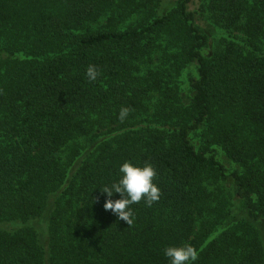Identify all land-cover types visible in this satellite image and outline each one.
Instances as JSON below:
<instances>
[{
    "label": "trees",
    "instance_id": "trees-1",
    "mask_svg": "<svg viewBox=\"0 0 264 264\" xmlns=\"http://www.w3.org/2000/svg\"><path fill=\"white\" fill-rule=\"evenodd\" d=\"M191 2L0 0V264H264V0ZM125 161L160 190L131 225Z\"/></svg>",
    "mask_w": 264,
    "mask_h": 264
},
{
    "label": "clouds",
    "instance_id": "clouds-1",
    "mask_svg": "<svg viewBox=\"0 0 264 264\" xmlns=\"http://www.w3.org/2000/svg\"><path fill=\"white\" fill-rule=\"evenodd\" d=\"M99 75L95 66H89L86 70L88 80L94 81ZM129 110L122 108L119 119L123 121L128 116ZM156 171L150 163L144 165L125 161L119 167V177L109 185H104L101 191L107 199L104 203L105 210H111L117 217L128 225L133 223L134 217L131 205L142 199L151 206L160 198V190L153 182ZM115 194L120 198L113 199ZM164 255L169 264H195L197 252L191 245L168 246L164 249Z\"/></svg>",
    "mask_w": 264,
    "mask_h": 264
},
{
    "label": "rangeland",
    "instance_id": "rangeland-1",
    "mask_svg": "<svg viewBox=\"0 0 264 264\" xmlns=\"http://www.w3.org/2000/svg\"><path fill=\"white\" fill-rule=\"evenodd\" d=\"M171 0H166L167 3H169ZM199 1L200 0H192L191 4H190V9L191 10H197L199 7ZM197 23L199 25V27L202 29L203 32H205L206 34L209 35L211 42H213L214 40V29L211 26V24L204 18H202L201 16L197 15ZM226 163H228V160L225 161ZM229 187L231 188V183L228 184ZM233 216L236 217H242L245 215L244 211L242 210L239 201H237V199H233ZM261 229V236H262V240L264 242V226H260Z\"/></svg>",
    "mask_w": 264,
    "mask_h": 264
}]
</instances>
